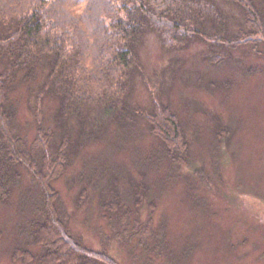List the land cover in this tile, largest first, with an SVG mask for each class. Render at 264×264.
Wrapping results in <instances>:
<instances>
[{
    "label": "rangeland",
    "instance_id": "rangeland-1",
    "mask_svg": "<svg viewBox=\"0 0 264 264\" xmlns=\"http://www.w3.org/2000/svg\"><path fill=\"white\" fill-rule=\"evenodd\" d=\"M256 50L241 46L229 62L212 65L202 44L167 51L155 34L145 37L125 125H109L104 137L78 150L76 124L65 121L69 164L53 186L74 236L118 264H264V42ZM44 79H19L9 92L27 145L39 126L57 139L65 128L55 120ZM155 100L178 115L187 163L168 159L136 113L151 110ZM18 171L19 183L0 200V264H44L27 231L37 214V190ZM139 224L150 226L144 245L157 250L139 244Z\"/></svg>",
    "mask_w": 264,
    "mask_h": 264
},
{
    "label": "trees",
    "instance_id": "trees-1",
    "mask_svg": "<svg viewBox=\"0 0 264 264\" xmlns=\"http://www.w3.org/2000/svg\"><path fill=\"white\" fill-rule=\"evenodd\" d=\"M262 6L264 0H0V200H7L21 179L18 168L24 169L38 194L37 214L27 228L41 246L36 258L44 264H118L105 251L86 247L58 210L53 182L69 164L71 144L65 121L76 124L78 150L104 137L109 125H125L133 113L128 90L148 34L167 51L202 44L212 65L229 62L241 46L256 50L264 42ZM39 74L45 95L56 103L55 120L65 128L57 139L39 126L27 145L17 133L9 92L19 79ZM155 101L151 110L136 113L168 159L187 163L189 143L178 115ZM136 234L144 250H157V244L144 245L150 226L139 224Z\"/></svg>",
    "mask_w": 264,
    "mask_h": 264
}]
</instances>
